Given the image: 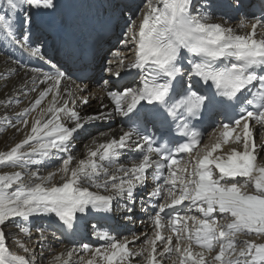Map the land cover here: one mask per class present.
I'll return each mask as SVG.
<instances>
[{"label":"snow or ice","instance_id":"1","mask_svg":"<svg viewBox=\"0 0 264 264\" xmlns=\"http://www.w3.org/2000/svg\"><path fill=\"white\" fill-rule=\"evenodd\" d=\"M80 3L0 0V36L47 67H25L17 91L36 95L19 110L3 77L0 120L21 138L0 151V264H37L32 245L58 239L45 218L102 242H61L47 264H264V0L259 15L245 0H145L135 18L103 0L120 47L61 63L41 37L60 15L59 31L86 43ZM117 119L75 151L82 131ZM117 216L146 230L113 234L101 221Z\"/></svg>","mask_w":264,"mask_h":264},{"label":"bare ground","instance_id":"2","mask_svg":"<svg viewBox=\"0 0 264 264\" xmlns=\"http://www.w3.org/2000/svg\"><path fill=\"white\" fill-rule=\"evenodd\" d=\"M61 3H67V0H59ZM82 3L77 4L74 8L75 11H79V13L83 16H86L89 18L92 24V28L94 29L91 32V35L88 36L87 42L85 43L83 39L79 36L77 33L76 35H73L74 43L77 47V50L79 51V57H90L93 51L95 50V47L97 44L103 45L106 49H111L113 47H120L119 40H120V29L119 28H112L111 30H106L104 26V20L105 16L103 14L102 9H100V5L103 2V0H81ZM121 4L128 5L132 11H126L125 17H133L135 18V15L138 14V10L143 6L145 0H120ZM82 6V7H81ZM59 19L60 15H57L55 18H53V21L51 25H45L44 29H47L49 34L47 35L44 33V35L41 37L42 40V49L45 52V54L48 57H52L54 60H58L61 63H68L69 58L71 55L61 54V59L57 56L59 54V47L55 45L53 42V35H59L60 37L63 36L65 33L59 31ZM121 51H125L121 47ZM55 52L56 56H51L50 53ZM12 57V60H9L8 57ZM13 61H19V65L14 63ZM25 67H43L45 70H47V67L43 65L38 60L31 58L27 55V53L23 52L22 50L18 49L17 47H14L8 43L7 40H4L2 36H0V74H3L0 76V93H3L5 91L3 85L5 83V80L3 77H9V90L12 92L14 96H16L20 101L21 104L19 106H13L14 110H19L20 108L29 106L30 103L35 98V93H32L28 91L27 88L23 89V92L17 91V89L23 88V82L24 80H27L28 77L25 75ZM128 79H131V77H128ZM30 83V82H29ZM92 89L95 95L99 96L102 95V92L100 91V88L96 85L95 82L92 83ZM3 96L0 95V99H2ZM107 102V101H105ZM47 101H45L46 105ZM99 107V102L97 100H92L88 106H84L81 109L82 115H89L92 114L94 111L97 110ZM4 109L0 108V114H3ZM35 115V113L33 114ZM252 125L250 124V127ZM120 127L119 120H114L110 124H102L96 127L87 128L85 131H82L79 136L77 137L76 143H75V151L82 154L83 153V146L89 141L90 136L96 135L98 131L102 132H118ZM21 138L20 134L15 133L14 129L8 127L7 125H4V122L0 120V151L6 150L8 147H10L14 142L18 141ZM209 140V139H208ZM207 140V141H208ZM0 171H11V169L2 168ZM152 187V182L149 184V188ZM137 208H139V204H137ZM136 215H143V213H140L139 211L136 213ZM148 218L146 219V221ZM36 224L43 225L45 228H47L48 232L51 233L52 230L50 229V226L48 224V221L41 220L36 221ZM102 224H104L103 221H101ZM107 228L111 226V230L113 231V234L117 235H130V233L135 232L136 230V224L133 225L131 223H127L123 221L119 216L114 218V224L113 225H105ZM146 230V229H145ZM144 231V230H143ZM6 232L10 233L9 236V244H12V240L15 239L17 229L15 228H9L6 229ZM33 232H35V228H33ZM138 233V232H136ZM23 238V237H22ZM58 238V237H57ZM240 239H243V237H239ZM254 238V237H253ZM36 237L33 236V240L35 241ZM84 243H90L94 246H97L98 244L102 243L101 241H97L94 237H91L87 234L79 235L74 237L75 244L79 245L80 242ZM61 240L53 239L51 236H49V240L45 241L43 245H32L37 248V264H47V259L56 251H59L61 248ZM257 242H261L257 240ZM71 246V245H69ZM139 246V242L137 245ZM132 247V245H130ZM13 250H17L13 246ZM44 253V256H40V252ZM22 254V253H21ZM81 255L85 256V260H87V254L81 253ZM165 264H170L169 261H165Z\"/></svg>","mask_w":264,"mask_h":264},{"label":"rangeland","instance_id":"3","mask_svg":"<svg viewBox=\"0 0 264 264\" xmlns=\"http://www.w3.org/2000/svg\"><path fill=\"white\" fill-rule=\"evenodd\" d=\"M82 7V6H81Z\"/></svg>","mask_w":264,"mask_h":264}]
</instances>
